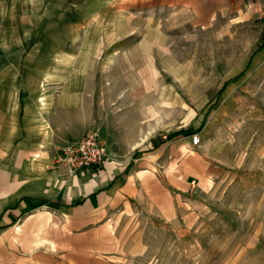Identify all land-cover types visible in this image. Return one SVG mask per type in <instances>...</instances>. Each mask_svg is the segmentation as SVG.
<instances>
[{
	"label": "crops",
	"instance_id": "crops-1",
	"mask_svg": "<svg viewBox=\"0 0 264 264\" xmlns=\"http://www.w3.org/2000/svg\"><path fill=\"white\" fill-rule=\"evenodd\" d=\"M155 2L185 13L199 29L264 11V0ZM136 11L147 18L144 8ZM76 15L72 26L83 21ZM66 42L64 34V67L26 66L20 86L0 87V264H127L143 256L149 225L191 228L193 196L216 172L192 141L151 137L150 103L159 100L151 87L163 74L143 56V44L138 57L146 62L110 65L99 55L85 60ZM89 132L113 157L68 177L57 165L60 149Z\"/></svg>",
	"mask_w": 264,
	"mask_h": 264
},
{
	"label": "rangeland",
	"instance_id": "rangeland-1",
	"mask_svg": "<svg viewBox=\"0 0 264 264\" xmlns=\"http://www.w3.org/2000/svg\"><path fill=\"white\" fill-rule=\"evenodd\" d=\"M166 6L155 0H0V87L20 86L26 66L64 67V34L68 51L83 52L85 60L99 55L110 65L146 62L138 57L143 44V56L163 74L151 87L159 93L150 103L151 137L204 124L195 148L216 172L193 196L191 228L149 225L143 256L127 264H264V11L199 29ZM76 14L83 21L72 26ZM181 139L193 142L192 135Z\"/></svg>",
	"mask_w": 264,
	"mask_h": 264
},
{
	"label": "built area",
	"instance_id": "built-area-1",
	"mask_svg": "<svg viewBox=\"0 0 264 264\" xmlns=\"http://www.w3.org/2000/svg\"><path fill=\"white\" fill-rule=\"evenodd\" d=\"M192 139L195 146L201 142L200 134L192 135ZM60 151L57 165L66 169L68 177L85 170L101 169L103 164L113 157V152L96 132L87 133L82 141L64 146ZM195 184L193 181L192 186Z\"/></svg>",
	"mask_w": 264,
	"mask_h": 264
},
{
	"label": "trees",
	"instance_id": "trees-1",
	"mask_svg": "<svg viewBox=\"0 0 264 264\" xmlns=\"http://www.w3.org/2000/svg\"><path fill=\"white\" fill-rule=\"evenodd\" d=\"M261 41H262V45L260 47V50L264 47V32H263V35H262V38H261ZM227 84V83H226ZM205 123V122H204ZM204 127V124L203 126L198 129V130H194V129H189L187 131H179L177 133H174V135L172 136H169L166 140H164L162 143H168V142H174V140H178V139H181V138H186V137H189V135H195V134H199L202 129Z\"/></svg>",
	"mask_w": 264,
	"mask_h": 264
}]
</instances>
